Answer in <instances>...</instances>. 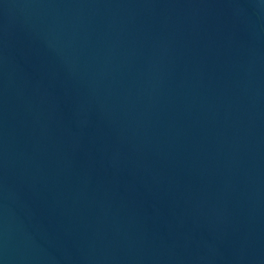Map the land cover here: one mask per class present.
<instances>
[{
    "label": "water",
    "instance_id": "95a60500",
    "mask_svg": "<svg viewBox=\"0 0 264 264\" xmlns=\"http://www.w3.org/2000/svg\"><path fill=\"white\" fill-rule=\"evenodd\" d=\"M0 264H264V0H0Z\"/></svg>",
    "mask_w": 264,
    "mask_h": 264
}]
</instances>
